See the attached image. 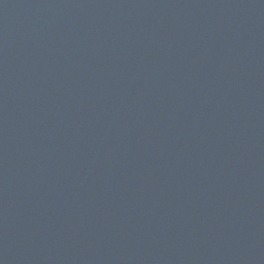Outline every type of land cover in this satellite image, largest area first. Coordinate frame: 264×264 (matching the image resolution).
Wrapping results in <instances>:
<instances>
[{
	"label": "water",
	"instance_id": "water-1",
	"mask_svg": "<svg viewBox=\"0 0 264 264\" xmlns=\"http://www.w3.org/2000/svg\"><path fill=\"white\" fill-rule=\"evenodd\" d=\"M264 0H0V263L264 264Z\"/></svg>",
	"mask_w": 264,
	"mask_h": 264
}]
</instances>
